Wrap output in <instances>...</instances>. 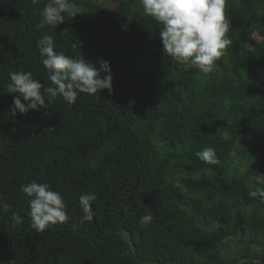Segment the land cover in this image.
<instances>
[{
	"label": "trees",
	"instance_id": "16d2710c",
	"mask_svg": "<svg viewBox=\"0 0 264 264\" xmlns=\"http://www.w3.org/2000/svg\"><path fill=\"white\" fill-rule=\"evenodd\" d=\"M47 2L0 0V198L10 205L0 210V264H233L219 252L222 242L248 234L264 240L263 226L248 223L238 210L264 211V203L224 166L231 145L253 134L257 145L242 156L263 171V184L255 187H264V0H226L233 43L216 63L241 81L223 78L199 91L192 85L199 71L185 70L163 53L162 25L152 17L130 14L115 26L99 24L107 15H125L133 1L108 12L92 0H73L76 17L66 16L55 29L37 28ZM46 32L65 55H81L97 68L107 61L112 91L80 94L72 106L58 96L44 109L13 115L15 94L6 91L10 70L30 71L49 86L37 49ZM254 34L260 44L252 42ZM148 58L166 71L155 93L133 70ZM145 92L156 102L140 132ZM151 138L180 151L185 162L179 169L188 176L182 185L202 194V201L166 181L167 162L151 157ZM206 147L214 148L218 164L198 159ZM31 181L48 183L64 197L67 222L42 233L31 227L29 198L21 191ZM85 193L96 195L94 219L80 224ZM149 212L153 220L144 226L140 218ZM12 213L23 223L14 224ZM257 264H264V244Z\"/></svg>",
	"mask_w": 264,
	"mask_h": 264
},
{
	"label": "clouds",
	"instance_id": "9594fccd",
	"mask_svg": "<svg viewBox=\"0 0 264 264\" xmlns=\"http://www.w3.org/2000/svg\"><path fill=\"white\" fill-rule=\"evenodd\" d=\"M139 3L145 16L152 17L162 25L159 38L163 53L184 66L185 70L193 68L206 76L212 74L217 67L216 62L226 55V50L233 43L227 36L231 18L225 12L226 0H139ZM78 11V5L73 0H48L37 28L47 26L55 29L64 23L66 16L76 17ZM37 49L40 62L48 73L49 86L45 87L30 71L10 70V83L6 91L15 94L12 101L13 115L17 111L27 114L44 109L58 96L72 106L80 94L100 96L103 90L111 93L112 75L107 61H99L97 68L81 55L77 58L65 55L56 50L54 36L47 32L38 40ZM196 156L209 165L219 163L212 147L204 148ZM253 188L249 196L259 198L264 203V187ZM21 191L29 198L28 216L31 227L37 233L68 221L64 197L52 190L48 183L31 181L22 186ZM95 200L94 193L79 197L82 215L78 223L93 221L92 202ZM9 209L10 205L0 198V210L7 212ZM11 220L16 225L23 223V217L17 213L11 214ZM152 220L153 216L149 212L140 218V223L147 226Z\"/></svg>",
	"mask_w": 264,
	"mask_h": 264
},
{
	"label": "rangeland",
	"instance_id": "374dc122",
	"mask_svg": "<svg viewBox=\"0 0 264 264\" xmlns=\"http://www.w3.org/2000/svg\"><path fill=\"white\" fill-rule=\"evenodd\" d=\"M133 1L125 15H107L104 19L98 20L99 24L104 27L115 26L123 20L129 18L130 14L144 15L139 0H92V3L99 7L102 11H113L118 9L121 3ZM262 10V7H260ZM262 39L256 34L252 36V42L254 44H260ZM248 49H252V46H247ZM225 56L221 58L223 61ZM133 70L137 75H140V83L146 85L150 83L154 93L159 91L160 85L166 78L165 69L161 68L153 58L142 59L133 64ZM223 78L232 79L235 83L239 84L240 79L236 78L233 72L228 66L223 68L217 67L210 75H204L198 73L193 82V88L195 91H199L204 86L212 81H220ZM154 93L145 92L140 98V106L143 111L140 113L138 122L136 124L137 130H143V122L146 117V111L151 103H155ZM154 95V96H153ZM224 139V137H222ZM151 145V157L155 162L165 160L167 162L165 169L166 181L179 188L182 193L191 196L197 200H203V196L200 193H192L187 191L182 181L188 176L180 171L179 166L185 162L179 150L170 151L162 144L155 141L153 138L150 140ZM257 145V137L251 133H247L241 136L237 141L231 145V151L227 155L224 166L230 176L240 179L246 186L253 187L255 185L263 184L262 175L263 171L260 169L249 166L247 161L243 158L242 154L247 152L249 148ZM203 174V173H202ZM203 175H207L204 173ZM199 176V175H197ZM240 213L245 217L246 221L250 223L252 220H256L263 226L264 230V211L257 210L253 207H240L238 209ZM248 234L245 237L230 238L222 242L219 246V252L222 257L229 263L233 264H257V257L261 252V248L264 244L263 237L261 235L251 236Z\"/></svg>",
	"mask_w": 264,
	"mask_h": 264
}]
</instances>
